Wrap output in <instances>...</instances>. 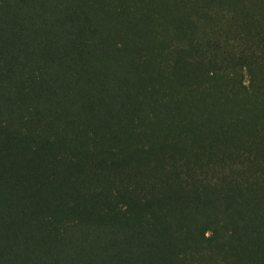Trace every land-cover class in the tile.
I'll return each mask as SVG.
<instances>
[{
  "label": "trees",
  "instance_id": "trees-1",
  "mask_svg": "<svg viewBox=\"0 0 264 264\" xmlns=\"http://www.w3.org/2000/svg\"><path fill=\"white\" fill-rule=\"evenodd\" d=\"M0 264H264V0H0Z\"/></svg>",
  "mask_w": 264,
  "mask_h": 264
}]
</instances>
